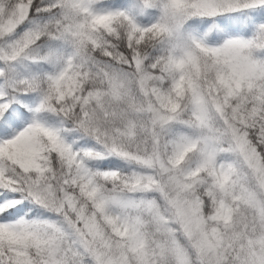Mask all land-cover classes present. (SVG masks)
<instances>
[{
  "label": "snow or ice",
  "instance_id": "6c2138e0",
  "mask_svg": "<svg viewBox=\"0 0 264 264\" xmlns=\"http://www.w3.org/2000/svg\"><path fill=\"white\" fill-rule=\"evenodd\" d=\"M0 264H264V0H0Z\"/></svg>",
  "mask_w": 264,
  "mask_h": 264
}]
</instances>
